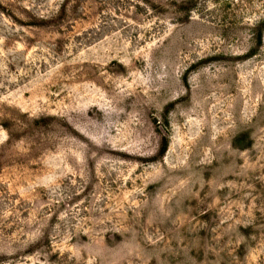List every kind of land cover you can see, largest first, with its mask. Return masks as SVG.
<instances>
[{
    "label": "rangeland",
    "instance_id": "rangeland-1",
    "mask_svg": "<svg viewBox=\"0 0 264 264\" xmlns=\"http://www.w3.org/2000/svg\"><path fill=\"white\" fill-rule=\"evenodd\" d=\"M0 264H264V0H0Z\"/></svg>",
    "mask_w": 264,
    "mask_h": 264
}]
</instances>
